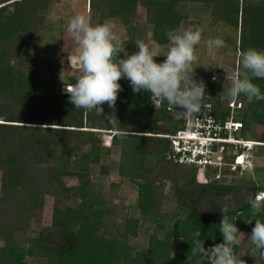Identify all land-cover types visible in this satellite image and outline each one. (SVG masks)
I'll use <instances>...</instances> for the list:
<instances>
[{
    "label": "trees",
    "instance_id": "obj_1",
    "mask_svg": "<svg viewBox=\"0 0 264 264\" xmlns=\"http://www.w3.org/2000/svg\"><path fill=\"white\" fill-rule=\"evenodd\" d=\"M54 1L0 0V264H26V258L42 259L43 264H201L191 251L194 232L201 231L206 248L223 237L221 221L200 223L198 202L204 195L225 196L233 190L235 154L225 156L218 180L212 179L216 170H211L205 182L193 167L165 161L168 141L155 134L176 130L177 109L166 101L156 109L150 94L134 93L127 79L119 81L114 123L94 111L74 108L67 93H37V60L29 43L45 31L47 9ZM189 2L207 9L209 25L220 23L233 32L227 43L238 54L236 71L241 52L250 47L264 50V0H87L91 22L116 21L129 52L136 51L135 41L143 38L167 45L165 28H178L187 20L180 5ZM194 25L201 27V22L186 21V28ZM165 54L156 59L162 61ZM223 82L206 84L205 98L222 120L229 113L228 101L218 95L229 86ZM254 82L264 92V80ZM236 101L241 106L232 118L251 136L247 140L264 149V133L251 130L254 125L264 127V100L249 103L241 95ZM103 109L105 115L113 112L107 103ZM103 133L109 136L103 138L104 144L109 142L106 146ZM112 148L118 158L108 162ZM148 155L155 157L153 165L144 163ZM111 174L117 179L103 186L100 178ZM66 179L74 183L66 184ZM121 179L134 188L138 217L126 214L118 191ZM165 181L171 183V201L182 213L178 218L160 212ZM249 191L241 205L225 214L251 235L255 219L247 223L248 200L258 192L264 195V185L252 183ZM46 196L52 198L50 224L31 235L29 226ZM255 218L264 221V210ZM149 223L153 225L145 244L132 245L129 239ZM245 261L264 264L260 256L249 255Z\"/></svg>",
    "mask_w": 264,
    "mask_h": 264
},
{
    "label": "clouds",
    "instance_id": "obj_2",
    "mask_svg": "<svg viewBox=\"0 0 264 264\" xmlns=\"http://www.w3.org/2000/svg\"><path fill=\"white\" fill-rule=\"evenodd\" d=\"M203 28L200 26L165 28L169 41V48L162 61L160 50L156 45L143 40L135 41L136 51L129 52L126 41L112 20L93 24L89 16L79 13L73 16L67 25V33L78 45V53L72 58L78 67L75 83L66 84L63 93H67L69 102L76 109L95 112L106 116L109 122L115 117V106L118 94L122 91L119 83L127 79L134 93L147 92L156 109L162 102H167L177 109V118L195 119L200 116L209 105L205 102L206 84L195 79L194 64L198 65L197 46L203 38ZM208 51L225 47L222 38H210L204 41ZM215 80L216 77L214 76ZM230 83L218 95L221 101H236L243 95L249 103L264 100V92L255 80H264V50L250 47L241 52L238 70L228 77ZM113 109L111 114L105 115L103 105ZM248 204L251 213L247 223L255 219L251 235L248 240L264 259V221L255 217L264 210V195L250 197ZM220 222L222 242L205 247L200 239L201 231L193 234L191 251L198 255L201 264H246L236 253L235 249L241 245L245 233L241 232L237 220H230L225 214Z\"/></svg>",
    "mask_w": 264,
    "mask_h": 264
},
{
    "label": "rangeland",
    "instance_id": "obj_3",
    "mask_svg": "<svg viewBox=\"0 0 264 264\" xmlns=\"http://www.w3.org/2000/svg\"><path fill=\"white\" fill-rule=\"evenodd\" d=\"M138 8L139 11H141V7L139 6ZM180 11L186 14L187 20L200 21L201 27L204 30L202 41L200 45L197 46L199 56L198 65H193L194 68L198 66L195 69V79H202L205 84H207V80H209L211 76H215L216 80L214 82L220 80L224 81L223 83L229 84L230 81L228 77L236 72L238 57L237 52L233 54L230 45L227 43L228 38L232 37L233 32L230 28L220 23L209 25L207 21V9L202 8L198 3H183L180 5ZM79 13H84L92 19L87 0H55L47 9V14L45 16L47 26L45 31L43 30L39 36L30 41L29 46L37 60L35 88L37 93H63L66 84L75 83V77L79 73L77 65L72 63V58L78 53V45L67 33V25L69 20ZM186 21H182L180 27L186 28ZM114 22L117 24L118 31L122 34L121 27L116 21ZM216 37L222 38L226 46L213 49L210 53L204 41ZM141 40L153 44L148 38H143ZM157 48L160 50V54H165L169 48V43L165 46H157ZM251 130L253 132L252 134L255 135L264 133L263 126L254 125ZM105 136L108 135L103 133L101 136L103 144V138ZM233 137L246 139L251 136L243 130H240L236 132ZM104 139L107 138L105 137ZM108 144L109 142L104 145L106 146ZM256 147H253L246 155V165H249L248 168L243 167V169L241 166L236 165L238 170L235 175L236 180L233 190L225 196L204 195L198 202V207L203 208V210H216L217 212H222L221 208L226 207L227 211H229L237 208L248 198L250 194L249 188L252 183L264 185V149L258 148L260 146ZM117 158L118 150L112 148L107 155V160H110L108 162H115ZM185 167L189 168L188 166H184V168ZM179 172L182 171H178L177 174H179ZM209 174L210 173L206 171V180L210 177ZM198 178L202 181L201 178H203V175L199 173ZM116 179V175L111 174L109 177L102 176L99 182L102 181L103 186H106ZM120 181L118 191H120V196L125 201L126 214L131 217H138V211L134 208V188L127 186L122 179ZM65 183L72 184L74 183V179H66ZM180 185L182 186V184ZM171 191V183L165 181L163 187V194L165 197L161 204L160 212H165L170 215L171 219H174L180 217L182 213L178 210V207L175 208V203L171 201ZM258 194L262 195L261 192H258L255 197ZM51 210L52 198L46 196L43 200L42 209L40 212L36 213L34 220L29 226V233L31 235H36L40 229L49 226ZM152 225L149 223L147 226L143 225L141 229L138 228L137 236L130 238L129 242L136 247H142L145 244L146 232L152 229ZM240 231L245 233V237L244 239L242 238V243L239 246L240 249L237 254L244 261L249 255L258 258L259 255L257 251L250 247L251 241L248 240L250 234L244 230ZM25 260L26 264H43V260L39 258H26Z\"/></svg>",
    "mask_w": 264,
    "mask_h": 264
},
{
    "label": "built area",
    "instance_id": "obj_4",
    "mask_svg": "<svg viewBox=\"0 0 264 264\" xmlns=\"http://www.w3.org/2000/svg\"><path fill=\"white\" fill-rule=\"evenodd\" d=\"M213 77L211 76L206 83H213L216 80ZM150 101L154 105L151 98ZM206 103L209 108L194 120L177 118V110L173 111V117L180 121L176 130L171 134H155L168 141V149L164 155L165 161L174 166L193 167L203 175L204 182L206 171L216 170L212 174L214 180L221 177L220 169L225 163V156L235 154V166L239 165L243 168L247 160L245 158V163L242 164L238 162V158L247 150L250 151L253 147L260 145L255 141L233 137L242 127L238 120L232 118L233 110L240 108V102L226 103L229 113L224 120L212 113L210 102Z\"/></svg>",
    "mask_w": 264,
    "mask_h": 264
},
{
    "label": "water",
    "instance_id": "obj_5",
    "mask_svg": "<svg viewBox=\"0 0 264 264\" xmlns=\"http://www.w3.org/2000/svg\"><path fill=\"white\" fill-rule=\"evenodd\" d=\"M76 65L74 62H72ZM145 164H153L155 162V157L153 155H148L144 160ZM199 221L202 225L216 224L219 223L223 218L222 212H201L198 214Z\"/></svg>",
    "mask_w": 264,
    "mask_h": 264
},
{
    "label": "bare ground",
    "instance_id": "obj_6",
    "mask_svg": "<svg viewBox=\"0 0 264 264\" xmlns=\"http://www.w3.org/2000/svg\"><path fill=\"white\" fill-rule=\"evenodd\" d=\"M248 152H249V150H247V151L245 152V154L241 155V156L238 158V162L244 164V163H245L244 160H245L246 155H247ZM245 167L248 168L249 165H246V163H245V164H244V168H245Z\"/></svg>",
    "mask_w": 264,
    "mask_h": 264
},
{
    "label": "flooded vegetation",
    "instance_id": "obj_7",
    "mask_svg": "<svg viewBox=\"0 0 264 264\" xmlns=\"http://www.w3.org/2000/svg\"><path fill=\"white\" fill-rule=\"evenodd\" d=\"M144 163H145V162H144ZM153 164H154V163H153ZM153 164H151V165H153ZM180 184H181V183H179V186H181ZM201 212H217V211H216V210H211V209H207V210L205 209V210H203V208H200V207H199V208H198V214L201 213Z\"/></svg>",
    "mask_w": 264,
    "mask_h": 264
}]
</instances>
